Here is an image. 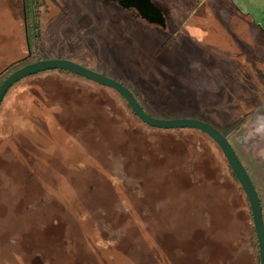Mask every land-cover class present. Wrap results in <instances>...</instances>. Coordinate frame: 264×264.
Here are the masks:
<instances>
[{
	"label": "rangeland",
	"instance_id": "1",
	"mask_svg": "<svg viewBox=\"0 0 264 264\" xmlns=\"http://www.w3.org/2000/svg\"><path fill=\"white\" fill-rule=\"evenodd\" d=\"M0 0V73L65 59L122 82L159 119L225 135L264 215V31L230 0ZM0 79V83H1ZM0 107V264H260L247 196L196 130H159L122 97L59 70Z\"/></svg>",
	"mask_w": 264,
	"mask_h": 264
},
{
	"label": "water",
	"instance_id": "2",
	"mask_svg": "<svg viewBox=\"0 0 264 264\" xmlns=\"http://www.w3.org/2000/svg\"><path fill=\"white\" fill-rule=\"evenodd\" d=\"M119 3L123 8H135L142 19H145L152 24L160 25L163 28L166 27V19L163 12L159 7L154 5L155 3L152 0H120ZM49 70L70 71L75 73V75L82 76L98 83L102 85V87H109L117 91L124 97V99H126L129 106L132 108V112H134L138 118L147 125L160 129H197L210 136L224 153L226 161H228L234 172L233 174H235L237 180L241 184L240 186L243 188L247 196L246 199L250 203L254 222L253 226L255 227L257 235L256 239H258L260 264H264V215L262 212L263 208L261 199H259V193L254 186L249 173H247V168L240 160V157L234 147H232L233 145L229 139L225 135H222L221 131L211 125L210 122L208 123L198 119H156V117H153L145 111L138 99L135 98V94L122 82L99 74L98 72L88 69L76 62L65 59H50L49 61L38 60L36 62L24 64L15 69L10 75L6 76L0 85V107L8 92L7 90L15 83L27 76Z\"/></svg>",
	"mask_w": 264,
	"mask_h": 264
},
{
	"label": "crops",
	"instance_id": "3",
	"mask_svg": "<svg viewBox=\"0 0 264 264\" xmlns=\"http://www.w3.org/2000/svg\"><path fill=\"white\" fill-rule=\"evenodd\" d=\"M240 15H245L264 31V0H230Z\"/></svg>",
	"mask_w": 264,
	"mask_h": 264
},
{
	"label": "trees",
	"instance_id": "4",
	"mask_svg": "<svg viewBox=\"0 0 264 264\" xmlns=\"http://www.w3.org/2000/svg\"><path fill=\"white\" fill-rule=\"evenodd\" d=\"M27 62H29V57H26V58H23V59H20L19 61H16V62H13V63H10L9 64V66L4 70V71H2L1 73H0V79H2L1 80V83L3 82V80L6 78V76H8V75H10V73L11 72H13L15 69H17L18 67H20V66H22V65H24V64H27ZM59 71H65V72H67V73H72V72H70V71H66V70H59ZM72 74H74L75 75V73H72ZM79 76V75H78ZM81 77V76H80ZM85 79V78H84ZM93 82V81H92ZM1 83H0V85H1ZM95 83V82H94ZM96 84H98V83H96ZM99 86H102V85H100V84H98ZM103 87H105V86H103ZM107 88H109V87H107ZM129 88V87H128ZM109 89H111V88H109ZM113 90V89H112ZM115 91V90H114ZM132 91V90H131ZM117 92V91H116ZM133 92V91H132ZM118 93V92H117ZM134 94H135V96L137 97V95H136V93L135 92H133ZM119 94V93H118ZM120 95V94H119ZM120 97H122V99H124V97L122 96V95H120ZM135 97V98H136ZM137 99V98H136ZM125 100V102L127 103V105H128V107H129V109H131L130 111L132 112V108L129 106V104H128V102L126 101V99H124ZM138 101H139V99H138ZM140 102V101H139ZM141 103V102H140ZM141 105H142V103H141ZM143 106V105H142ZM143 108H144V106H143ZM145 109V108H144ZM134 113V112H133ZM135 114V113H134ZM136 115V114H135ZM137 116V115H136ZM138 117V116H137ZM142 121V120H141ZM143 122V121H142ZM143 125H147V124H145L144 122H143ZM148 126H150V125H148ZM150 127H152V126H150ZM153 128H156V127H153ZM156 129H159V130H165V131H173V130H196V132L197 131H199V132H201V133H203L204 135H206V133H204V132H202V131H200V130H197V129H160V128H156ZM209 139H211L215 144H217L210 136H208V135H206ZM218 145V144H217ZM218 148H219V145H218ZM220 150H221V148H220ZM222 151V150H221ZM224 154V153H223ZM225 156V155H224ZM241 185V184H240ZM241 187V186H240Z\"/></svg>",
	"mask_w": 264,
	"mask_h": 264
},
{
	"label": "flooded vegetation",
	"instance_id": "5",
	"mask_svg": "<svg viewBox=\"0 0 264 264\" xmlns=\"http://www.w3.org/2000/svg\"><path fill=\"white\" fill-rule=\"evenodd\" d=\"M153 2H154V0H152ZM34 4H35V0H29V4H28V6H29V8L28 9H26L25 11L26 12H33L34 10H33V8H34ZM118 4L120 5V3H119V1H118ZM120 7H121V5H120ZM123 8V7H122ZM124 10H126V11H129V10H131L132 12H135L136 14H137V16L139 17L140 15H139V13H138V11L135 9V8H123ZM141 17V16H140ZM142 18V17H141ZM145 20V19H144ZM147 21V20H146ZM157 25V24H156ZM159 26V25H158ZM160 27H162V26H160ZM166 28V27H165ZM246 167V166H245ZM248 170V169H247ZM249 172V171H248ZM247 172V173H248ZM250 175V174H249ZM251 177V176H250ZM252 179V178H251ZM253 181V180H252ZM254 183V182H253ZM255 185V184H254ZM256 187V186H255ZM257 189V188H256ZM258 191V190H257ZM259 193V192H258ZM260 196V195H259ZM261 198V197H260ZM259 198V199H260ZM261 203H262V200H261ZM262 208H263V205H262Z\"/></svg>",
	"mask_w": 264,
	"mask_h": 264
}]
</instances>
